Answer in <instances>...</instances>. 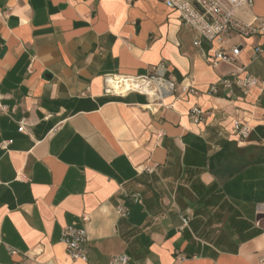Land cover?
Segmentation results:
<instances>
[{"label": "crops", "instance_id": "1", "mask_svg": "<svg viewBox=\"0 0 264 264\" xmlns=\"http://www.w3.org/2000/svg\"><path fill=\"white\" fill-rule=\"evenodd\" d=\"M239 15L264 19V0ZM196 37L162 0H0V264H264V40L234 35L238 62L215 68ZM160 64L197 94L105 92ZM239 70L247 94L221 84ZM66 227L86 229V261Z\"/></svg>", "mask_w": 264, "mask_h": 264}, {"label": "built area", "instance_id": "2", "mask_svg": "<svg viewBox=\"0 0 264 264\" xmlns=\"http://www.w3.org/2000/svg\"><path fill=\"white\" fill-rule=\"evenodd\" d=\"M132 2L133 0H129ZM171 10L177 12L181 20L197 32L194 45L201 48V41L206 40L216 43L218 48L211 55V64L217 68L220 64L226 63L235 65L241 53L239 45L229 49L225 48L227 41L234 35L241 39L260 37L264 40V19L254 18L250 21L240 17L241 9H251L255 0H162ZM264 52V47H256L255 54L259 57ZM241 70L231 73L229 78L223 79L221 84L225 89H230L233 85L240 87L245 94L257 85L258 81L247 77L240 79L238 74ZM105 92L110 95H126L130 92H138L149 97L152 105L164 106V98L169 95H176L181 98L185 94H197V90L192 86L177 87L174 81L165 77V67L163 64L153 68L147 75H107L104 77ZM219 85H211L209 92L217 94ZM204 112L199 107H194L190 111V117L194 122H200ZM26 123H20V131H25ZM235 131L240 136L241 141L246 139L250 133L248 126H240L235 123ZM135 202L139 199L136 197ZM117 212L120 216L126 217L129 209L119 206ZM183 226L188 225L187 218H183ZM63 242L66 245L68 256L73 261H86L88 258V236L84 228L66 227L63 231ZM8 252L18 255V251L8 247ZM130 257L126 254L112 257L109 264H130ZM264 263V257L262 258ZM14 264H23L21 262Z\"/></svg>", "mask_w": 264, "mask_h": 264}]
</instances>
